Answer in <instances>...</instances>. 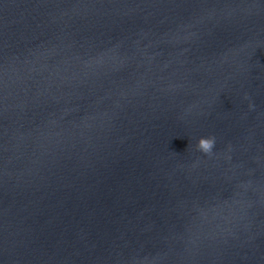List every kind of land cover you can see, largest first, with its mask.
<instances>
[{
  "label": "water",
  "instance_id": "water-1",
  "mask_svg": "<svg viewBox=\"0 0 264 264\" xmlns=\"http://www.w3.org/2000/svg\"><path fill=\"white\" fill-rule=\"evenodd\" d=\"M0 264H264V0H0Z\"/></svg>",
  "mask_w": 264,
  "mask_h": 264
},
{
  "label": "clouds",
  "instance_id": "clouds-1",
  "mask_svg": "<svg viewBox=\"0 0 264 264\" xmlns=\"http://www.w3.org/2000/svg\"><path fill=\"white\" fill-rule=\"evenodd\" d=\"M244 99L247 100L248 96H245ZM252 108L253 105L249 104V109L251 110ZM215 145H216V138L214 136H209L207 138H200L196 143V151L202 153L205 156H211ZM229 150L231 149L229 148Z\"/></svg>",
  "mask_w": 264,
  "mask_h": 264
}]
</instances>
